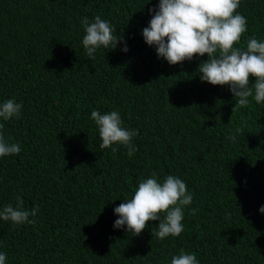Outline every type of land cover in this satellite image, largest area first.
Listing matches in <instances>:
<instances>
[{
	"label": "trees",
	"instance_id": "16d2710c",
	"mask_svg": "<svg viewBox=\"0 0 264 264\" xmlns=\"http://www.w3.org/2000/svg\"><path fill=\"white\" fill-rule=\"evenodd\" d=\"M159 2L0 0V103L23 105L19 119L0 121L21 146L0 158V209L17 196L39 209L35 224L0 220L6 264H171L181 249L200 264H264V103L233 111L229 86L200 79L207 54L177 65L158 57L142 31ZM237 11L248 27L237 47L264 41V0H241ZM97 15L123 40L93 61L81 20ZM93 110L119 111L138 130L131 158L124 146L99 147ZM153 172L193 195L180 237L153 236L159 221L139 236L114 228L115 207Z\"/></svg>",
	"mask_w": 264,
	"mask_h": 264
},
{
	"label": "clouds",
	"instance_id": "9594fccd",
	"mask_svg": "<svg viewBox=\"0 0 264 264\" xmlns=\"http://www.w3.org/2000/svg\"><path fill=\"white\" fill-rule=\"evenodd\" d=\"M241 0H160L158 7L149 9L152 18L148 27L142 31L145 42L156 49L160 58L170 65L184 61H192L196 57L208 59L202 62L198 72L202 82L213 86H229L236 99V107H247L249 98L256 103H264V41L255 36L246 42V47H237L242 36L248 31L247 19L237 10ZM57 11L66 14L68 10L58 5ZM85 35L82 40L87 57L96 59L99 49L114 50L123 40L116 35V28L101 16L94 21L85 16L81 20ZM122 49L128 52L126 41ZM255 83L250 84V78ZM23 105L15 99H7L0 103V121L19 119ZM91 119L99 130L102 141L101 149L117 151L113 145H121L127 149L131 158L138 148L133 138L139 135L138 130L125 128L119 111L101 113L91 112ZM0 122V158L19 155L21 146L9 142ZM243 128L237 127L229 139L235 141ZM193 195L188 192L186 183L174 176L167 175L159 181L157 174L139 182L131 199L124 200L115 207L118 219L114 228L123 229L132 236H139L148 227L149 222L159 221L153 236L163 240L169 236L180 237L184 231V206L191 205ZM39 209L27 210L21 197H16L15 205L9 203L0 209V220L10 221L13 225L35 224ZM197 209H192L195 214ZM264 213V206L259 209ZM31 217V219H30ZM6 253L0 252V264H6ZM171 264H200L195 254L186 253L183 249L171 258Z\"/></svg>",
	"mask_w": 264,
	"mask_h": 264
}]
</instances>
